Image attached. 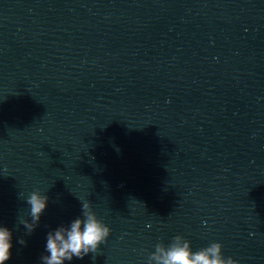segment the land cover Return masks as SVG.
<instances>
[{
    "label": "clouds",
    "instance_id": "clouds-1",
    "mask_svg": "<svg viewBox=\"0 0 264 264\" xmlns=\"http://www.w3.org/2000/svg\"><path fill=\"white\" fill-rule=\"evenodd\" d=\"M48 197L33 191L27 198L30 205L31 222L22 221L30 234L38 225L40 217L47 207ZM110 228L97 218L90 202L82 203V215L73 219L67 226H60L47 234L46 252L41 257L42 264H65L73 258L83 259L89 253H95L99 245L105 243ZM26 244V241H18ZM12 232L0 226V264H6L11 258ZM148 264H238L231 257L224 258L222 244L213 242L209 246L193 252L190 242L177 235L168 246L158 243L155 251L149 255Z\"/></svg>",
    "mask_w": 264,
    "mask_h": 264
}]
</instances>
